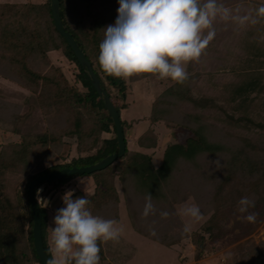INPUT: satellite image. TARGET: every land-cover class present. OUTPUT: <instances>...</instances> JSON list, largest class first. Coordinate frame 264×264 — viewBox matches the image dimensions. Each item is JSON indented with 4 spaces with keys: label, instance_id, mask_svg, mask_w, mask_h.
Wrapping results in <instances>:
<instances>
[{
    "label": "trees",
    "instance_id": "1",
    "mask_svg": "<svg viewBox=\"0 0 264 264\" xmlns=\"http://www.w3.org/2000/svg\"><path fill=\"white\" fill-rule=\"evenodd\" d=\"M59 3L64 30L76 41L97 75L101 88L121 115V111L129 107V82L135 79V75L129 80L108 76L99 64L103 29L115 23L106 5L108 0H59ZM99 6L104 7V15L98 14ZM261 20L263 32L258 31V39L253 38L249 30L235 42L242 47L235 58L236 66L229 69L234 76L223 87L226 90L221 93L224 98L194 97L186 80L183 84L171 82L151 101L149 123H174L193 134L184 144L176 141L167 144L158 167L153 164L156 149L153 128L149 127L134 140L143 150H133L129 149L128 143L132 141L126 134L132 125L121 120L126 146L121 158L100 171L66 176L34 188L41 211L43 246L49 258L52 255L47 237L50 208L43 207L39 200L52 203L59 196L57 212L64 206L61 197L68 184L79 177H92L95 187L91 195L75 190L73 199L88 198V207L93 215L118 221L119 206L123 203L136 233L165 244V239L173 236L165 226V221L170 222L173 197L183 194L188 186L200 188L201 192L205 188L200 178L192 183V178L182 181V163L194 164L197 157L209 155L224 160L230 173L225 182L213 186L211 196L212 202H216L215 211L203 231L191 236L197 250L201 252L207 242H215L220 237V221L225 210L219 199L224 184L229 180L239 176L243 178L241 183L245 188L236 192V198L247 196L254 200L255 208L260 209L258 221L264 217V162L263 159L256 162L248 152L256 150L255 143L262 152L260 146L264 139L259 132L257 139L255 133L264 130V18ZM230 42L234 46L233 38ZM53 51L74 65L72 84L61 68L49 62V54ZM0 76L23 90L8 91L5 95L0 86V131L17 137L15 141L0 144V264H41L33 245L29 184L38 176L94 165L116 153V129L104 107L103 97L91 84L88 71L81 67L67 41L56 31L50 0L0 3ZM146 76L148 74H143ZM15 95L17 98L13 101ZM207 103L233 120L240 132L242 146L232 149L209 139L210 125L204 116V109L209 107ZM182 105H190L194 111H184L179 108ZM244 111L248 112L243 114ZM250 111L255 112L254 116L249 115ZM235 112L241 114L235 117ZM65 138L75 140L78 155L66 163L46 166L56 158ZM151 149L153 151L148 153ZM11 189L15 191L12 193ZM206 192L204 189L203 193ZM148 194L152 195L156 213L145 218L143 209ZM22 206L26 211L21 210ZM164 211L169 213L166 219L160 215ZM150 229H155L157 235H151ZM98 244L101 248L100 264H125L134 257V247L121 238L106 243L98 241ZM263 254L264 250L252 246L243 254L241 264H264Z\"/></svg>",
    "mask_w": 264,
    "mask_h": 264
},
{
    "label": "rangeland",
    "instance_id": "2",
    "mask_svg": "<svg viewBox=\"0 0 264 264\" xmlns=\"http://www.w3.org/2000/svg\"><path fill=\"white\" fill-rule=\"evenodd\" d=\"M27 1L36 0H0V3H19ZM220 2L232 8L240 5L242 7L241 14L250 11L253 16H255V9L259 5L264 4V0H220ZM106 5L109 8L108 11L111 16L114 17V21H116L119 7L118 0H108ZM103 6L105 5L103 4ZM103 10L104 7L102 8L99 6L97 11L98 14L104 15L102 12ZM247 25L241 27L231 21L223 22L219 19L215 22L214 27L216 29V36L214 40L210 42L198 61H193L185 65L186 70L189 73V79L187 82L190 84L194 97H211L212 99H216L221 96V98H224L225 95L221 93L226 92V90L223 89V87L229 83L234 76L229 69L231 66H236L237 61L235 58L239 55L238 52L242 47H240V44H235L236 40L240 39L242 33L249 30L252 32V37H256L257 39L258 31L259 33L263 32V22L261 18H259V21L256 24L249 23ZM230 27L233 28V30L230 31ZM241 30L243 31L241 32ZM234 31L235 33L232 34L231 32ZM232 38L234 46H232V42H230ZM248 38H250V36ZM49 62L54 66L61 68L68 81L71 84L73 83L75 68L70 61L64 58L59 52L53 51L49 54ZM134 77L135 79L129 82L130 95L127 98L129 107L121 111L120 118L124 122L132 125L131 129L129 128L126 130L129 141H132L128 143L129 149L143 150L142 148L137 147L134 140L141 136L149 127L153 128V131H155L153 136H155L154 141L156 143L153 164L155 167H158L162 160L164 147L167 144L172 141L184 144V141L191 138L193 134L189 129L176 127L174 123L166 124L164 122H158L151 124L148 121L151 101L158 97L168 84L174 81L171 79L161 80L152 74H148L146 77H143V74H138ZM129 79L130 78H128V80ZM0 86L4 89L5 95L9 93L8 91L22 90L19 85H16L1 76ZM23 93H26V91ZM16 98L17 96L15 95L13 101L16 100ZM206 105L209 107L204 109V116H207L205 120L210 125L209 139L224 144L232 149L242 146V139H240V135H238L240 132L233 120L228 119L226 114L222 113L220 109H216L213 105H210V103H207ZM222 107H224V110L227 112L224 104ZM179 108L188 112L194 111V108L190 105H182ZM247 112L248 111H244L243 114H246ZM239 114L241 113L235 112L234 115L235 117H238ZM254 114L255 112H249V115L254 116ZM258 132L262 137L264 136V130H257L255 132L257 134V139ZM16 139V136L0 131V144L8 143L11 140L15 141ZM254 145L256 150H248L250 156L252 155L256 162H258V159H263L262 161L264 162V139L260 146L262 152L258 150V143H255ZM151 151H153V149L148 150V153ZM56 155V158L47 162L46 166L54 163H66L71 157L77 156L78 153L75 147V140L65 138L64 145ZM216 161L220 162L219 168L216 166ZM182 164L180 170L182 173V181L185 182V180L187 181L189 178H192V183L194 180L200 178L201 181H203L202 186L204 185V189L207 191L206 194L203 193L204 189L201 192L200 188L197 189V187L191 188L188 186L183 194L173 197L174 203L172 210L170 211V222L168 224V222L165 221V226L168 228L167 231H170L173 236L172 238H164L165 241H163L167 242L165 244L154 242V240L151 241L136 233L131 227L128 216L125 212L124 204L120 203L119 219L117 221V226L123 227V232L120 238L134 247L133 259L125 264H241L243 254L248 248L257 246L259 250L262 249L263 251L264 217L258 221L261 216L260 209H249L250 212L258 214L255 223H249L242 219V216L246 214H242L238 211V201L240 198H236V192H238V190L243 191L245 188L241 183L243 178L240 176L237 177V179L234 178L233 181L229 180L226 182L220 193L219 201L221 205H224L225 210V214L220 221L222 224L220 237L217 238L215 242H207L205 249L201 252L197 250L191 236L194 233H201L204 226L209 221L210 216L214 213L216 202H212L211 195L212 189L214 191L213 186L225 182V178L229 175L230 171L225 167L226 164L224 160L213 158L209 155L197 157L194 164ZM94 187L95 183L92 177H79L73 179L68 184L65 192L68 190H81L84 191L85 194L91 195ZM117 189H119V186H117ZM14 191L15 189H11L12 193ZM41 191L42 187L38 192L40 193ZM55 199L56 201L50 203L51 205H48V208L50 209L48 210L49 226L47 229V237L50 248L52 247V244L49 227H55L53 221L56 214V208H58L57 201L59 196ZM175 199L178 200L175 201ZM192 205L199 206L203 214L202 220L194 221L190 216L184 213L185 207H190ZM21 210L26 211V208L22 206ZM185 225L190 226V232H184ZM184 235H186V238L183 237Z\"/></svg>",
    "mask_w": 264,
    "mask_h": 264
},
{
    "label": "clouds",
    "instance_id": "3",
    "mask_svg": "<svg viewBox=\"0 0 264 264\" xmlns=\"http://www.w3.org/2000/svg\"><path fill=\"white\" fill-rule=\"evenodd\" d=\"M118 15L113 25L103 29L98 61L102 70L115 78L152 74L183 84L189 79L185 65L198 61L216 36L215 22H233L241 27L264 18V4L255 9V16L242 12V7H228L220 0H118ZM217 168L220 162L216 161ZM86 191V189H85ZM74 191H66L63 207L54 216L51 233L52 255L47 264H100L99 242L118 241L123 227L115 220L93 215L85 197L73 199ZM143 216L156 213L152 195L145 198ZM43 207L50 203L39 200ZM255 201L245 196L238 201L242 219L255 223ZM184 213L194 221L203 219L197 205L185 207ZM166 219L167 211L160 213ZM27 227V225L25 226ZM191 231L189 225L184 232ZM150 234L156 236L155 229Z\"/></svg>",
    "mask_w": 264,
    "mask_h": 264
},
{
    "label": "water",
    "instance_id": "4",
    "mask_svg": "<svg viewBox=\"0 0 264 264\" xmlns=\"http://www.w3.org/2000/svg\"><path fill=\"white\" fill-rule=\"evenodd\" d=\"M50 3H51V13H52V17L54 20L56 31L60 33L63 36V38L67 41V43L73 50L74 55L77 58L81 67L85 68L88 71L92 86L94 87L98 95L100 97H103L104 99V107L107 110L109 116L112 118V121L116 129L118 150L116 153L107 156L106 158L98 162L97 164L86 166V167H80V168L73 167V168H66V169L53 171L51 173L38 176L31 181V183L28 186V197L30 201V208H31L32 218H33V226H32L33 245H34V249L37 253V256L41 264H47L50 258L46 254L44 250V246H43V240H42V234H41V211H40L38 201L36 200V197L34 194V188L41 183L57 181L66 176H71L74 174L88 175L93 172L105 169L110 164H112L116 159L121 158L124 155L125 149H126L120 115L118 114L116 108L111 102L106 91L101 88L100 81L97 75L94 73L90 62L87 60L84 53L78 47L73 37L64 30L61 17H60V12H59V7H60L59 0H50Z\"/></svg>",
    "mask_w": 264,
    "mask_h": 264
}]
</instances>
